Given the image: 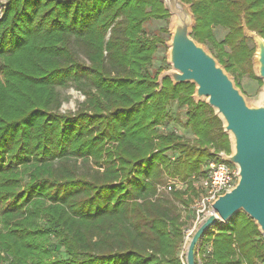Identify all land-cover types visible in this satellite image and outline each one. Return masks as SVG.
I'll return each instance as SVG.
<instances>
[{"label":"trees","instance_id":"trees-1","mask_svg":"<svg viewBox=\"0 0 264 264\" xmlns=\"http://www.w3.org/2000/svg\"><path fill=\"white\" fill-rule=\"evenodd\" d=\"M181 1L194 14L192 37L234 81L253 68L244 24L264 38V0ZM167 16L162 0L6 1L0 264H184V213L193 216L199 194L192 177L232 149L221 118L193 97L194 83L159 82L167 62L154 60L167 28L151 35L146 25ZM214 26L228 31L224 39ZM57 85L85 96L75 111L60 110ZM172 105L184 109L194 139L159 132ZM173 177L184 188L168 190ZM197 264H264V235L243 211L218 220Z\"/></svg>","mask_w":264,"mask_h":264},{"label":"water","instance_id":"water-1","mask_svg":"<svg viewBox=\"0 0 264 264\" xmlns=\"http://www.w3.org/2000/svg\"><path fill=\"white\" fill-rule=\"evenodd\" d=\"M162 1L175 17L167 54L171 68L161 72L159 82L169 77L174 84H195L193 97L196 101L206 100L215 109L231 139V153L218 152L217 155L238 169L235 186L214 200V212L199 224L187 244L185 264H197L201 239L218 220L227 223L243 211L264 235V90L260 103L250 104L206 45L191 36L195 18L190 4L181 0ZM244 32L256 44L255 72L264 81V38L245 24Z\"/></svg>","mask_w":264,"mask_h":264},{"label":"rangeland","instance_id":"rangeland-1","mask_svg":"<svg viewBox=\"0 0 264 264\" xmlns=\"http://www.w3.org/2000/svg\"><path fill=\"white\" fill-rule=\"evenodd\" d=\"M6 1L7 0H0V17L2 14V9L5 7ZM164 5H165V3H164ZM174 17H175L174 14L169 12V16H167L165 18L166 20H168V24H166V20H156L155 19V20L150 21L146 25L147 31L151 35L154 33H157L159 31V29L163 26H166V28H167V31L163 33L164 39H165L164 45L160 46L159 50L156 52V55H155V60H154V66L155 67L159 66L163 62V58H165V60L167 62V68L166 69L171 68V65L167 61V54H168V48H169L168 42L171 39V29H172V23H173ZM193 27H192V29H193ZM213 31H214V34L218 40L224 39L226 34L228 33V31L221 26H214ZM253 43H254V40H253ZM254 46L256 48L255 43H254ZM254 57H255V54L252 58L253 68L248 69V66H246L244 69H242V72L240 73L239 78L237 80H235L234 82H235L236 86L241 90V92L245 95L248 102L250 104L257 105L261 101L262 92L264 90V81H263V79L259 80L258 76L255 72ZM56 88L58 91L61 92L62 96L64 97L61 108H60V110L63 112L75 111L79 107L80 103L85 98V96L82 94V92L75 85H69V86L57 85ZM204 101H206V100H204ZM172 111L174 113L176 112V114H173L171 119L166 120V122H164L161 125V127H158L159 132L168 133L169 132L168 130H174V131L178 132L179 134H182V135L184 134V137H186L188 139H194L195 136L193 135V133L190 131L189 128L185 127L184 109L179 110V108H177L176 105H172ZM214 111H215V109H214ZM215 114H216V112H215ZM231 149H232V143H231ZM213 152H214V150H213ZM221 152H225V151H221ZM229 165L234 166V164H232V163H229ZM203 170H206V163L203 166ZM178 181H179L178 177L170 178V182L172 183V185L175 186V188H178L175 185V182H178ZM179 182H181V181H179ZM174 186H173V188H174ZM195 198H197V197H195ZM195 198L193 199V203H194V201H196ZM189 213L190 212H187V211L184 213L185 216L188 218V227L185 229V240H184L183 249H182V256H183V263L184 264H185V254H186V250H187V244H188L189 240L191 239L193 233L197 229L196 228L193 232L189 231L190 228L193 227V224H194L193 220H195L194 214L192 216V215H189Z\"/></svg>","mask_w":264,"mask_h":264},{"label":"built area","instance_id":"built-area-1","mask_svg":"<svg viewBox=\"0 0 264 264\" xmlns=\"http://www.w3.org/2000/svg\"><path fill=\"white\" fill-rule=\"evenodd\" d=\"M238 180V169L236 166L229 165V162L217 155L216 159L209 160L206 163L205 175L193 176L192 181L199 191L196 201L192 203L191 210L194 214L193 232L197 226L203 222L210 214L214 212L212 203L214 200L226 191L231 190ZM176 187L183 188L182 182H175ZM171 182L168 183L167 189L172 190Z\"/></svg>","mask_w":264,"mask_h":264},{"label":"crops","instance_id":"crops-1","mask_svg":"<svg viewBox=\"0 0 264 264\" xmlns=\"http://www.w3.org/2000/svg\"><path fill=\"white\" fill-rule=\"evenodd\" d=\"M202 239H203V238H202ZM202 239H201V242H202ZM201 242H200V244H201ZM199 247H200V245H199L198 248H197V252H198ZM207 248H208V249L211 248L210 244H208ZM196 255H197V253H196Z\"/></svg>","mask_w":264,"mask_h":264}]
</instances>
